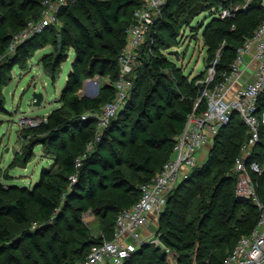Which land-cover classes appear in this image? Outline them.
<instances>
[{"label": "trees", "instance_id": "1", "mask_svg": "<svg viewBox=\"0 0 264 264\" xmlns=\"http://www.w3.org/2000/svg\"><path fill=\"white\" fill-rule=\"evenodd\" d=\"M31 2L33 0H23L21 6L29 5ZM41 2L42 0H39L35 3L37 14L41 12ZM140 4L141 0H78L77 7H87L99 28L107 36L109 42L99 45L96 44V40L101 37L96 36L86 24L73 14V10L70 9L71 5L68 4L59 10L57 18L64 16L66 24L73 26L77 31V35L64 42L63 49H61L65 51L67 47L73 48L74 60L65 82V103L58 110L51 112L50 124H45L47 134L39 143L51 150L53 161L60 167L59 177L64 184L50 181V171L42 169L39 183L33 189H24V194L11 197L10 193L22 189L15 185L4 184L1 178L9 180L11 176L0 174V216H8L17 224H25L30 220L29 203H32L38 208L35 229L47 232L50 230L48 225L62 217V214L58 213V207L61 196L68 191V178L71 174H77L74 188L82 189L89 199L98 195L99 185H103L106 178L104 174L106 169H110L113 184L123 185L127 182L126 174L119 167L125 162L100 144L87 152L81 167L76 171V158L85 153L87 145L93 141L92 130L89 126L96 122V118L91 113L99 111L115 95V89L107 84H104L100 90V92L107 91V93L98 100L80 97L77 94V89L84 78L91 77L95 73H106L108 69H111L110 77L113 80L117 78V59L125 43V32L133 21V11ZM172 4L173 0H167L164 4L144 45L141 46L138 63L133 72V87L130 91L133 89L134 92V87L137 88L149 73L161 74L162 65L166 61L161 50L162 46L168 37L177 36L174 23L178 22L179 17H184L191 8L190 5L185 6L177 12L175 17L173 11L167 10ZM227 5V3H222L219 7ZM212 6L203 5L204 8L201 11L211 9ZM0 7L7 8V13L10 16L18 17L16 5L9 6L6 0H0ZM127 7H131L129 16L124 12ZM37 14L34 17H37ZM172 18L174 20L171 23L170 19ZM16 20L20 25L24 23L21 19ZM263 21L262 0H253L243 10L236 11L233 17L221 19L215 14L211 17V20L203 27L202 36L204 45L208 49L209 63L215 60L217 51L220 54L215 65L216 77L213 82L222 81L225 75L229 74L230 63L235 57L236 49L252 36L254 30ZM66 29L68 31L67 27ZM45 35V32L36 34L26 40V43H23L20 48H24L26 51L28 47H32L36 50L41 45H46ZM0 37L6 39L3 26H0ZM102 51H106L109 56L107 58L102 56L100 54ZM62 60L61 55L56 57L51 69L53 66H58ZM13 61L18 64L19 58L15 56ZM176 83L182 85V75L177 76ZM201 88L199 86L189 88L186 99H182L178 94L180 100L176 106L172 98L175 90L158 81L152 90L156 92L157 96L151 94L145 101L139 103L137 108L139 124L134 134L148 147L158 148L162 151L164 157L153 168L151 158L144 156L143 164L138 167L140 171L150 175L139 178L136 197L130 202L124 203V208H128L137 200L140 185L150 180L170 157L174 137L181 133L187 114L192 111L195 101L201 94ZM160 97L165 99L166 107L170 109L166 114L158 111L159 105L156 102ZM133 99L117 112L115 118L111 119L104 130V136L109 134L117 117L131 108ZM148 103L153 105L156 110L154 121L157 124L154 130H148V123L143 120L148 116L151 117L147 108ZM123 109L125 110L122 111ZM70 129L77 131L73 140L74 150L67 148L63 138V134ZM246 138L247 126L236 112L232 113L230 122L219 130L211 147L207 149V160L204 167L198 169L197 165L193 168L188 177L168 195L166 207L159 214L158 221L167 225L169 229L163 235V239L168 246L177 251L178 264L183 262L186 264H221L238 239L253 230L258 220L259 210L251 199H249L251 202L242 201L240 197L236 196V185L234 184V181H237L234 163ZM16 155L18 160L23 159L24 162H27L31 154L24 148L21 154ZM131 163L134 164L133 161ZM253 179L257 183V195L260 200L264 201V197L259 194L264 191V173L260 176H253ZM71 194L68 193L66 198H71ZM198 195L200 196V208L192 219L187 220L193 200ZM244 203L248 204L246 208L242 206ZM124 208L120 209L118 202H112L109 212H113L111 218L113 226L116 214ZM116 209L119 210L114 212ZM112 232L113 228L109 229L108 233L105 232L104 236L110 238ZM100 240L99 237L96 240H89L91 242L85 246V250H82V254L78 255L75 262L83 259L91 245L100 242ZM146 249L148 247L143 246L127 258L123 264H134V258L137 256L140 257L139 264H167L165 254L158 256V251L145 253Z\"/></svg>", "mask_w": 264, "mask_h": 264}, {"label": "rangeland", "instance_id": "2", "mask_svg": "<svg viewBox=\"0 0 264 264\" xmlns=\"http://www.w3.org/2000/svg\"><path fill=\"white\" fill-rule=\"evenodd\" d=\"M252 1L173 0V4L167 10L173 11L175 17L185 6L190 5L191 8L184 17H179L178 22L174 23L177 36L168 37L162 46L161 50L166 61L162 65L161 74L149 73L137 88L134 87V92L133 89L130 91L131 94L124 106L134 98L131 108L122 110L123 114L117 117L109 134L104 136L105 129L103 130L97 121L89 126L93 137L91 150L100 144L118 155L125 162L119 167L126 174L127 182L123 185L113 184L110 169H106L104 171L106 178L103 185H99L98 195L89 199L82 189L74 188L77 180L73 183L69 181L68 191L61 196L58 207V213L62 214V217L49 224L50 230L47 232L35 229L38 208L32 203H29L30 220L25 224H17L8 216H0V264H73L78 255L82 254V250H85V246L91 242L89 240H96L100 234L108 233L109 229L114 227L111 222L113 212H109L112 202L116 201L120 209L124 208V203L136 197L139 178L150 175L140 171L138 167L143 164L144 156L151 158L153 168L164 157L162 151L148 147L134 134L139 124L137 110L139 103L145 101L151 94L157 96L152 90L158 81L175 90L172 98L176 106L180 100L178 94L182 99H186L189 88L199 86L202 87V92L208 76V68L214 62L212 60L209 63L208 49L204 45L202 36L203 27L214 14H218L221 8L219 5L222 3H227L228 5L224 7L230 8L231 11H239ZM6 2L9 6L16 5L18 17L10 16L7 8L0 7V26H3L8 39L6 41L0 37V174L11 176L9 180L1 178L4 184L15 185L22 189L9 194L11 197H18L24 194V189H33L39 183L42 169L50 171V181L64 184L59 177L60 167L53 161L51 150L39 142L47 134L45 124H50L51 112L58 110L65 103V82L74 60L73 48L67 47L65 51L58 52L57 37L60 35L63 45L64 42L75 37L77 31L73 26L67 25L66 18L62 16L44 29L46 45H41L36 50L28 47L25 51L20 46L26 41L21 44L20 42L29 37L31 25L40 18L41 12L38 11L40 13L37 14L35 5L39 0H33L29 5L24 6H21L23 0H6ZM206 4L213 6L211 9L201 11L204 8L202 6ZM77 5L78 0H71L69 3L73 14L96 36L101 37L96 40V44H107L109 42L107 36L99 28L91 11L87 7L78 8ZM130 11L131 7L124 9L127 16L130 15ZM36 14L37 17H34ZM174 18L170 19L171 23ZM16 19H21L24 23L20 25ZM100 54L106 58L109 56L106 51ZM60 55L63 60L51 69L54 60ZM15 56L19 58L18 64L13 61ZM219 58L220 54L217 51L215 59ZM110 71L111 69H108L106 73H95L91 77L84 78L77 89V94L81 97L84 95L83 97L91 99H102L107 91L100 92V90L109 80L108 78L112 80ZM179 75H182V85L176 83ZM35 92L43 94L40 105L34 104L32 95ZM149 103L147 108L151 117L148 116L143 120L148 123V130H154L157 124L154 121L156 110ZM156 104L159 105L160 113L169 112L170 109L166 107L164 98L160 97ZM93 113L100 115L101 109ZM76 133L75 129H70L63 134L67 148L71 150H74L73 140ZM24 148L31 154L27 162L23 159L18 160L16 155L21 154ZM207 152L208 150L205 149L201 153L198 169L204 167ZM236 182L235 180V185ZM255 184L257 187L256 182ZM256 192L258 194V190ZM68 193H72L71 198H66ZM259 194L264 197V191ZM240 199L251 202L248 198ZM242 206L246 208L248 204L244 203ZM199 208L198 195L193 200L187 220L192 219ZM117 210L119 209L114 212ZM152 228L157 241L146 244L145 247L148 249L145 253L158 251L157 255L161 256L160 254L166 255V249L177 252L164 242L163 235L169 230L167 225L157 218ZM139 259L140 257H135L134 264H139Z\"/></svg>", "mask_w": 264, "mask_h": 264}, {"label": "built area", "instance_id": "3", "mask_svg": "<svg viewBox=\"0 0 264 264\" xmlns=\"http://www.w3.org/2000/svg\"><path fill=\"white\" fill-rule=\"evenodd\" d=\"M70 2L42 0L40 18L31 25L29 37L20 44L54 24L59 10ZM166 2L141 0L140 6L133 11V21L126 29L125 43L117 59L118 76L115 80L108 78L104 83L115 89L114 98L104 104L100 115L91 113L103 130L128 100L141 46ZM235 12L221 7L216 16L224 19L233 17ZM247 57L257 62L250 81H247ZM216 62L215 59L208 68L204 89L187 114L181 133L174 137L170 157L150 180L140 185L137 200L116 214L111 237L100 234V242L91 245L85 257L74 264H123L141 247L156 243L152 225L166 207L168 195L198 165L201 153L211 147L215 136L230 122L234 112L247 126V138L234 163L237 175L235 194L251 199L259 215L253 230L238 239L221 264H264V201L258 197L253 180V176L264 173V21L236 49L229 74L223 73L222 81L213 82ZM243 75L244 85L230 95L233 83L243 80ZM92 143L87 145L83 156L76 158V171L87 152L91 151ZM68 179L70 183L76 182L77 174H71ZM165 253L167 264H178L177 252L166 249Z\"/></svg>", "mask_w": 264, "mask_h": 264}, {"label": "crops", "instance_id": "4", "mask_svg": "<svg viewBox=\"0 0 264 264\" xmlns=\"http://www.w3.org/2000/svg\"><path fill=\"white\" fill-rule=\"evenodd\" d=\"M246 60L248 64L246 72L249 75L247 81H250L253 79V69L257 65V62L251 60L249 57H247ZM243 85H244V75H243V80L233 83L230 91V95H232L235 90H237L239 87H242Z\"/></svg>", "mask_w": 264, "mask_h": 264}, {"label": "water", "instance_id": "5", "mask_svg": "<svg viewBox=\"0 0 264 264\" xmlns=\"http://www.w3.org/2000/svg\"><path fill=\"white\" fill-rule=\"evenodd\" d=\"M262 8H264V0H262ZM57 39H58L57 49H58V52H60L61 48H62L60 35H58ZM95 85H96V87H98V83H96ZM32 98L34 99L35 105H40L42 98H43V94L41 92H35V93H33Z\"/></svg>", "mask_w": 264, "mask_h": 264}]
</instances>
